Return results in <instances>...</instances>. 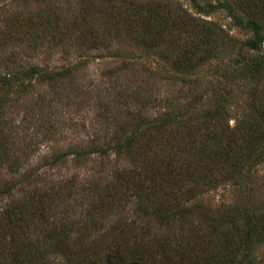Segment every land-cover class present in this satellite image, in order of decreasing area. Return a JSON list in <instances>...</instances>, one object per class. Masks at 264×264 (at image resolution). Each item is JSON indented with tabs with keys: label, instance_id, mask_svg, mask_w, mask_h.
I'll return each mask as SVG.
<instances>
[{
	"label": "trees",
	"instance_id": "obj_1",
	"mask_svg": "<svg viewBox=\"0 0 264 264\" xmlns=\"http://www.w3.org/2000/svg\"><path fill=\"white\" fill-rule=\"evenodd\" d=\"M22 1L31 6L32 0ZM189 1L199 14L208 16L221 11L227 12L234 26L246 33L247 38L239 42L216 22L205 20L203 16H194L195 14L189 12L182 4L170 0H77L75 7L69 4L75 11L74 18L62 16L61 9L47 7L49 0H33V4L39 8L43 5L46 8L38 12L31 10L32 13H15L10 23L7 22L9 25L1 31L0 46L3 43L20 45L26 55H30L36 44L42 46V42H51L54 46L63 45L64 52L72 50L70 46H78L84 42L88 47L106 50L119 45L114 51L108 52L113 61L122 65H119L114 73L111 72H120L117 76L118 90L115 91V98L105 106V116L111 118L123 115L121 109L128 107L130 100H133L137 105V118L118 125L117 121L112 122L114 136L104 146L100 141L99 144H91L87 149L73 148L56 154L57 163L70 155L74 156L76 161L88 156L109 157L112 154H125L128 159L133 160L136 158L135 153L140 156L143 150L151 152L154 157L152 162L142 166L140 171V167H137L132 170L133 174L125 178L119 177V184L117 187H110V193L106 189L91 186L92 193L98 199L97 211L99 214H105V217L108 208L106 212L104 209L109 201L113 202L119 191L128 187L139 200V210L143 215L152 217L160 227L168 229L177 223V220L193 217L195 208L203 206L204 199L208 200L206 196H201L202 189L199 190L197 186L184 192L183 187L186 186V181L191 179L190 176H195L194 181L197 180L201 187L209 189L221 184L224 179L221 176L223 169L231 173L237 166L235 174H228L230 179H234V185L237 186L239 180L246 181L242 172L251 161V155H255L259 143H249L247 153L242 145L240 152L242 141L236 143V139H233L234 129L229 126L216 128L222 118L229 121L231 112L228 106L234 97L231 96L230 90L221 92L217 89L215 94L211 95L210 90H206L207 96L188 101L175 109L150 115L148 113L154 104L147 97L150 96L147 92L150 87L147 78L136 79V83L127 85L129 90L122 87L124 74L140 73L139 64H136L134 58L129 57L126 50L120 46L125 42L144 51L158 52L166 64L164 67L157 66L162 71L161 77L178 88H181L178 85L187 86L193 82L203 67L217 63L216 69L227 75L228 85L232 86L238 76L239 80L251 83L252 96H249L251 101L247 106L255 114V123L258 118L259 123L264 122V96H256L260 84L264 83V0H216L215 4H208L209 8L203 7L196 0ZM27 11L30 10L27 8ZM28 14H31L32 18L27 16ZM61 25L69 26L70 29L64 30ZM40 36L44 37L37 41ZM33 41L32 48L30 44ZM25 42H28V47H24ZM234 51L237 53L234 54ZM145 58L147 55L141 60ZM24 60L18 65H13L10 71L0 73V168L7 165L15 173L14 176L18 174V179L3 180L4 176L0 177V197H14L18 192L22 194V197L15 201L14 207L6 210L7 227H10V248L0 243V264H51L50 262L57 261L51 259L57 257L62 258L60 262L63 264H98L99 252L96 247L87 250L84 257H79L73 250L78 244L73 245L67 236L64 239L57 234L55 221L59 220V216L54 214L60 202L58 191L48 186L31 194L24 190V187L30 186L31 181L36 179V171L28 170L22 173V176L19 175L24 169L25 160L20 157L19 149L21 150L22 145L18 146V143H23V153L27 152L28 155V150L33 151L37 142H44L46 136L58 135L61 123L58 125L54 119L40 115L32 118L30 125V117L25 114L20 122H16L15 115L19 112L12 110L14 105H27L29 95L34 93L37 86L42 85L48 91L45 94L42 91L40 98L51 96L52 99L46 101L51 107L57 108L56 99L53 97L63 96L67 88L66 80L72 79L81 64L76 60V63H69L62 70H56L42 68ZM146 71L152 73L147 69L145 75ZM214 72L217 75V71ZM233 72L237 73V76L233 77ZM94 82L89 81L88 90L93 91V87H101ZM207 99L217 101L209 111L214 113L210 123L217 122L214 129L209 128V112H198V105H206ZM123 100L127 105L119 104ZM200 119L206 121L204 126ZM236 129L241 131L239 126H236ZM29 132L31 136L28 135ZM201 133L202 137L199 139ZM243 139L245 141L247 138ZM24 144L28 146L25 147ZM59 189L62 191L64 187ZM248 197L251 200L244 199L239 208L234 204L230 210L221 209L217 213L210 211L203 216L204 220H208L204 234L221 242L220 253L207 245L198 258L183 255V259L189 264L199 263L200 260L206 261L207 264H264V259H259L256 255L257 248L264 244V197L261 196L259 200H252L251 195ZM146 205L147 208H144ZM1 209L5 217V210ZM112 209L110 208L109 215L113 213ZM35 222L36 225H42L41 230L39 226H36L35 230L48 231L45 241L52 242L50 248L45 241H31L30 235ZM1 223H4V219L0 216ZM114 224V228L111 227L113 230L108 231L106 238L114 240L118 231H124V225L115 222ZM66 227L63 226V230ZM83 229L88 231L90 228L84 225ZM95 229L99 230V227ZM15 236L20 238L22 247L15 244ZM0 241H3V238ZM138 243V250L134 255L140 256L141 264H152V258L155 261L158 259L152 256L169 251H172L167 255L169 260L173 261L172 255H176L173 248L165 250V246L149 247L143 241ZM210 249L215 252L211 253Z\"/></svg>",
	"mask_w": 264,
	"mask_h": 264
},
{
	"label": "rangeland",
	"instance_id": "obj_2",
	"mask_svg": "<svg viewBox=\"0 0 264 264\" xmlns=\"http://www.w3.org/2000/svg\"><path fill=\"white\" fill-rule=\"evenodd\" d=\"M139 1L143 2L144 0ZM170 1L179 2L189 12L195 14L194 16H203L205 20L216 22L230 36L234 39L237 38L239 42L247 38V34L234 26V22L225 11L212 13L207 16L202 13L199 14L189 0ZM196 1L205 8H209V3H216V0ZM69 4L75 7L77 0H49L46 6L55 7L56 10L61 9L62 16L74 18L75 11L69 7ZM46 6L43 5L39 8L36 4H33V0L31 1V6H28L22 0H0V34L9 25L12 15L15 16V13H28L31 10L32 12H38L44 10ZM27 8L30 11H27ZM27 16H31L32 18L31 14ZM7 22L9 23L7 24ZM61 26L64 30L70 29L69 26ZM43 37L40 36L37 41H41ZM85 43H80L74 47L70 46L72 50L67 48L68 50L64 52L63 45L54 46L51 42H42V46L36 44V48L34 49L32 47L34 44L33 41L30 44V47L33 48L30 51V55H26L20 49V45L3 43L0 46V73L10 71L13 65L20 64L22 61H25L24 59L42 68H53L56 70H62L69 63H76V60L81 64L78 71L72 75V79L66 80L67 88L63 96L53 97V99H56L57 108L51 107L46 101L52 99L51 96H43L40 98L42 91L44 94L48 91L44 85L37 86L34 93L32 92L29 95L27 105H14L12 107L13 112H19L17 116L15 115L16 122H20L25 114L30 117L28 120L30 125L33 122L32 118L39 117L40 115L41 117L54 119L59 123L58 125L61 123L59 134L46 136L44 142L39 143L36 141L38 144L34 147L35 149L33 151L28 150V155L31 152L29 156L26 155L27 152L23 153V143H18V146L22 145L21 150L19 149L20 157L25 160L24 169L19 172V175L22 176V173L28 170L32 172L36 171V179L31 181L30 186L26 185L24 190L34 194L49 186L54 191H58L60 197L58 200L60 202L54 214L59 216V220L56 219L55 221L57 234L64 239L67 236L70 239L69 242L73 245L78 244V247L73 249L76 252V256L84 257L87 250H92L96 247V250L99 252L97 257L98 264H141V261H139L141 259L140 256L138 254L134 255L135 251L138 250V242L140 241H143L149 247L165 246V250L173 248L176 251V255H172L173 261L168 259L167 255L172 252L169 251L164 254L157 253L158 255L152 256L158 258L156 261L152 258V264H189L187 260L183 259V255L198 258L203 250L206 249L204 247L207 245L210 246L209 248H213L220 253L219 248L221 242L217 238H208L204 234L208 220H204L203 216L210 211L217 213L221 209L230 210L234 204H237L239 208L244 199L248 198V200H251L248 195H251L252 200L254 198L259 200L261 196L264 197V122L261 121L259 123L260 119L258 118L255 123V114L247 106L251 101L249 96H252L251 83L248 84L245 81L239 80L238 76V80L236 79L232 86L228 85L226 81L227 75L221 74L216 69L217 63H211L197 73V78L193 82L188 83L187 86L178 85L181 87L178 88L171 84L170 81L164 80L161 77L160 73L162 71L157 66L164 67L166 64L161 60L158 52L152 50L144 51L142 48L138 49L135 45L125 44L126 42L120 45L126 50V54L129 57H133L135 62H137L136 64H139L140 67L139 74L132 72L124 74L122 87L124 90L128 89V86L136 83V79L143 78L146 80L145 77L147 78L150 84L147 90L150 96L147 97L154 104V107H152L148 114L155 115L167 109H175L188 101L190 102L201 96H207L206 90H210V95L215 94L217 89L221 92L230 90L231 96L234 97L233 102H230L231 104L229 103L228 106L231 112L229 113V121L226 118H222L220 124L216 125V128H227L228 126L233 128L235 131L233 139H236V143L242 141L239 148L240 152H242V145L246 153L248 152L247 146L249 143L253 144L258 142L259 146L255 150V155H251V161L242 172L244 180L246 181L239 180L238 186L234 185V179H230L228 175L230 172H227L226 169H223L221 173L222 178L225 180H221L219 186L217 185L209 189L208 187H201V185L197 184V180L194 181L195 176L188 175L191 179L186 181V186L183 187L184 192L187 189H194L197 186L199 190L202 189V192H200L201 196H206L208 200L204 199L205 203H203V206L195 208L193 217L177 220V223L172 224L168 229L160 227L152 217H145L143 215L139 210L140 204L135 193H131L132 190L126 186V189L119 191L117 194L118 197L113 202L109 201L106 205L104 212L108 208V213H106L105 217V214H99V211H97L96 204L98 199L92 193L91 186L106 189L110 193V187H117V184H119V177L125 178L133 174L132 170H136L137 167H140L138 169L140 171L141 167L152 162L154 157L149 150H143L142 153L140 152V156L135 153L136 158L133 160L128 159L125 154L120 156L112 154L109 157L98 155L88 156L87 158H79L80 160L76 161L75 157L70 155L56 163V154L61 151L64 152L73 148L87 149L91 144H99L100 141H102L101 144L103 146L108 144V141L113 139L114 136V123L112 122L117 121L118 125L126 120L130 122L138 116L137 105L133 100H130L131 104L129 103L128 107L121 109L123 115L111 118L108 115L105 116V106L113 100V97L115 98V91L118 90L117 76L120 72H116V74L112 73L117 71L119 65H122L117 61H113L112 57L109 56L110 54L108 55V52L114 51V48L119 45L111 46V49L107 48L106 50L104 48H91ZM239 45L240 43H238ZM24 47H28V42H25ZM236 53L234 51V54ZM146 55L147 58L141 60ZM6 62H8V65H6ZM147 69H150L152 73L146 71L145 75V70ZM215 70L217 71V75L214 72ZM211 71L213 74H211ZM232 75L235 77L237 73L233 72ZM95 80L96 82H94ZM89 81L101 85V87H93V91L88 90ZM182 89L183 91H181ZM256 96H264V83L260 84L259 92ZM206 103V105L203 103L198 105L199 113L203 110L204 112H209L211 106L216 104L217 101L207 99ZM119 104L125 106L127 102L123 100ZM213 114V112H209L207 118L210 124L207 123V127L209 125L210 129H214L217 123H210ZM200 122L204 126V122L206 121L200 119ZM236 126H239L244 133L237 130ZM204 128L206 131V126ZM21 130L23 129L21 128ZM245 133L247 135L244 136ZM28 135L31 136V133L29 132ZM201 137L202 133L199 139ZM243 138L247 139L244 141ZM24 145L25 147L28 146V144ZM259 155L262 157L259 158ZM236 168L237 166H235L230 174H235ZM14 174L13 170L9 169L7 165L0 168V177L4 176L5 178L3 180L17 178L18 174L16 176ZM62 187L64 189L61 191L59 188ZM21 197L22 194L20 192L16 193L14 197L7 195L0 197V216L4 219V223L0 224V239L3 238V241H0V243L8 249L10 248V227H7L6 210L14 207L16 204L15 201ZM1 208L5 210V217L2 214L3 210ZM110 208H113V213L111 212L109 215ZM144 208H147V205ZM178 217L179 215L176 216V218ZM114 222L121 226L124 225V231H118L116 233L118 235L112 240L111 238H106V236L109 230H113ZM84 225L89 226L90 229L88 231L84 230ZM36 226H39L40 230L42 228V225H36L35 222L30 239L35 243L44 242L48 231H37L35 230ZM63 226L67 227L63 230ZM97 226L99 230L95 229ZM112 226L113 228H111ZM19 239V237L15 236V244L22 247ZM45 243L49 248L51 247L52 242L48 240ZM257 249V258L264 259V244L260 245ZM215 251L210 249L211 253ZM61 259L60 257L52 258L51 260L57 261L50 263L63 264V262H60ZM194 264L207 263L204 260H200L199 263L194 262Z\"/></svg>",
	"mask_w": 264,
	"mask_h": 264
}]
</instances>
